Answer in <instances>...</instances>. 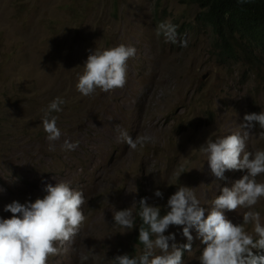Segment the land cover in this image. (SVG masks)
<instances>
[{
  "label": "rangeland",
  "instance_id": "374dc122",
  "mask_svg": "<svg viewBox=\"0 0 264 264\" xmlns=\"http://www.w3.org/2000/svg\"><path fill=\"white\" fill-rule=\"evenodd\" d=\"M199 10L185 0H0V188L34 194L45 183L64 181L87 195V219L54 264H113L117 255H139L143 246L132 245L133 229L115 225L113 214L136 213L141 198L163 215L168 198L187 186L207 215L222 188L247 171L213 175L199 150L207 139L248 131L245 150H264V129L257 122L241 127L246 113L264 112V45L231 37L232 53L224 57ZM161 22L176 25L187 47L158 35ZM120 44L136 49L124 87L82 96L76 83L88 55ZM57 97L65 100L62 111L52 113L61 137L50 142L43 110ZM117 126L154 142L132 150L118 142ZM65 140L79 146L65 151ZM256 180L264 182V174ZM94 187L98 198L91 197ZM247 210L225 215L240 224ZM253 210L264 224V198ZM245 228L252 232V225ZM191 231L184 264H200L205 245ZM170 233V246L187 241L183 226H170ZM81 255L89 258L82 262Z\"/></svg>",
  "mask_w": 264,
  "mask_h": 264
},
{
  "label": "clouds",
  "instance_id": "9594fccd",
  "mask_svg": "<svg viewBox=\"0 0 264 264\" xmlns=\"http://www.w3.org/2000/svg\"><path fill=\"white\" fill-rule=\"evenodd\" d=\"M161 33L166 42L187 47V40L178 39L177 26L171 22L158 25L157 34ZM135 53L134 47L124 44L95 49L88 55L83 72L78 74L76 89L87 97L97 89L110 92L123 88L127 82V62ZM64 103V99L57 97L43 110V130L50 142L61 137L57 117L52 113L62 111ZM243 120V129L253 128L254 122L264 129V112L246 113ZM117 131L118 142L126 143L132 150H142L146 144L154 142L151 135L134 139L119 126ZM261 136L264 137V131ZM247 137L248 131L243 135L228 134L214 140L207 139L199 147L211 173L219 179L225 178L226 170H247L231 187L222 188L207 215L195 192L187 186L178 187L168 198V211L163 215L158 206L148 204L147 198H141L138 216L142 225L138 240L143 250L137 256L117 255L113 264H184L183 250L192 251V229L205 245L198 258L200 264H264V224L260 213L253 210L264 198V182L256 180L257 176L264 174V150L246 151ZM78 146V141L65 140L62 149L74 151ZM50 150L55 151L53 144H50ZM8 163L12 164L10 160ZM53 169L55 172V166ZM90 194L98 198L97 187ZM155 196L162 197L163 193L157 189ZM86 197L84 192L72 189L64 181L45 183L34 194L0 188V264H54V257L67 253L68 246L87 219L82 211ZM238 208L248 210L243 213V222L234 224L225 212ZM113 218L115 225L122 229L131 230L135 226L131 208L115 211ZM172 225L183 226V236L187 241L182 246L178 247L176 243L169 245L170 240L175 241V234L165 235V232ZM245 225H252L251 233ZM88 258L81 255L82 262Z\"/></svg>",
  "mask_w": 264,
  "mask_h": 264
},
{
  "label": "trees",
  "instance_id": "16d2710c",
  "mask_svg": "<svg viewBox=\"0 0 264 264\" xmlns=\"http://www.w3.org/2000/svg\"><path fill=\"white\" fill-rule=\"evenodd\" d=\"M199 5L198 18L212 27L216 43L225 57L231 55L230 38L244 35L253 43L264 45V0H185ZM139 204L134 213L135 226L131 241L142 246L138 240L142 221L138 216ZM162 215V214H161ZM147 227L146 225H143ZM132 256H135L131 253Z\"/></svg>",
  "mask_w": 264,
  "mask_h": 264
},
{
  "label": "water",
  "instance_id": "95a60500",
  "mask_svg": "<svg viewBox=\"0 0 264 264\" xmlns=\"http://www.w3.org/2000/svg\"><path fill=\"white\" fill-rule=\"evenodd\" d=\"M206 76H207V74L203 75V77H206Z\"/></svg>",
  "mask_w": 264,
  "mask_h": 264
}]
</instances>
